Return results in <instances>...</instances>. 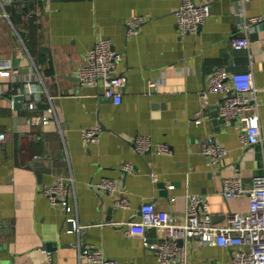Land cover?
<instances>
[{"label":"crops","instance_id":"1","mask_svg":"<svg viewBox=\"0 0 264 264\" xmlns=\"http://www.w3.org/2000/svg\"><path fill=\"white\" fill-rule=\"evenodd\" d=\"M182 1H0V61L10 69L0 74V132L6 133L0 139V264H103L80 256L85 244L120 264H181L159 260L161 229L128 232L126 222L140 218L142 203L154 201L178 222L186 218L187 193L205 195L219 224L230 211L249 209V194L227 198L222 190L228 176L250 187L264 167V18L248 21L247 30L242 25L264 15V0H195L209 3L210 14L196 32L185 33L176 14ZM138 17V31L130 32L129 20ZM242 35L249 46L235 48L232 38ZM99 37L123 53L116 71L126 82L118 103L103 85L83 84L77 75ZM221 66L253 71L261 124L255 144L242 140L241 120L227 124L213 115L222 93L209 90L208 79ZM26 76L35 77V108L14 104ZM48 95L56 114L47 109ZM44 114L47 123L29 122ZM98 125L99 140L87 143L82 130ZM137 135L167 143L170 152L138 151ZM210 138L227 148L215 164L202 152ZM104 177L118 183L114 193L97 186ZM60 178L69 187L67 207L51 203L43 189ZM120 195L130 207L114 204ZM68 216L83 227L73 229ZM188 250V264H233V249L224 245L193 237Z\"/></svg>","mask_w":264,"mask_h":264},{"label":"built area","instance_id":"2","mask_svg":"<svg viewBox=\"0 0 264 264\" xmlns=\"http://www.w3.org/2000/svg\"><path fill=\"white\" fill-rule=\"evenodd\" d=\"M8 3L16 0H0ZM245 2L247 0H241ZM177 22L180 30L196 32L207 16L210 14V4L196 2L195 0H183L176 10ZM32 15V11H28ZM264 18V15L246 17L242 21L247 30L251 24ZM141 17L129 20V31L137 32ZM250 21V23H247ZM235 48L249 46L247 35L232 38ZM123 58V53L117 50L109 37H99L91 46L85 56V60L77 67V75L81 83L87 85H103L104 94L115 102L122 99V91L126 79L122 73L116 71L118 62ZM0 61V74L9 75L8 62ZM35 77H23L24 86L18 93L24 96L23 107L35 108L37 100L34 97L32 82ZM149 84L155 86L156 79H150ZM208 89L222 93V99L218 106V115L227 124L239 119L243 123L241 138L246 145H252L261 140L260 102L258 99V87L255 84L253 71L231 70L226 67L216 68L208 79ZM0 90H3L0 86ZM48 111L56 114V107L52 96L48 95ZM206 103V102H204ZM203 110L195 114L196 122L201 121ZM48 114L29 117L32 124L47 123ZM102 127L85 128L81 134L88 143L99 140ZM6 137L5 132H0V139ZM134 145L138 151L154 149L159 153H169L170 146L164 142H154L150 137L137 135ZM202 152L207 155L210 162L218 163L227 148L214 140L208 139L202 146ZM132 163L123 164V169L129 171ZM156 179L155 173H152ZM97 186L108 193H114L118 189V183L111 178H102ZM44 192L51 203H59L67 207L68 183L60 178L56 183L44 186ZM223 194L225 197H235L244 194L250 196V207L245 211H230L224 224L216 223L213 214L209 210L208 199L199 193H187L186 218L182 222L173 220L170 213L157 207L154 201H146L139 207L140 218L130 219L128 232L135 233L145 228L156 227L163 231V236L158 243V258L165 263L188 264L189 240L197 237L205 245L220 244L232 248L233 264H264V167L263 171L252 178L250 187L243 184L239 176H228L223 179ZM114 204L118 207H130L128 197L120 195L115 198ZM68 222L73 229L80 230L83 226L74 217L68 216ZM50 256V255H49ZM80 256L90 261H98L103 264H120L116 258L107 257L103 251L93 244L80 246Z\"/></svg>","mask_w":264,"mask_h":264},{"label":"water","instance_id":"3","mask_svg":"<svg viewBox=\"0 0 264 264\" xmlns=\"http://www.w3.org/2000/svg\"><path fill=\"white\" fill-rule=\"evenodd\" d=\"M23 99H24L23 94H22V93H17V94L14 96V104H15L16 106H19V107H20L21 105H23ZM213 115H214V116L218 115V109H216V110L213 111ZM218 120H219L220 122L223 121L222 117H219Z\"/></svg>","mask_w":264,"mask_h":264},{"label":"trees","instance_id":"4","mask_svg":"<svg viewBox=\"0 0 264 264\" xmlns=\"http://www.w3.org/2000/svg\"><path fill=\"white\" fill-rule=\"evenodd\" d=\"M18 1H20V2H24V1H26V0H18Z\"/></svg>","mask_w":264,"mask_h":264}]
</instances>
